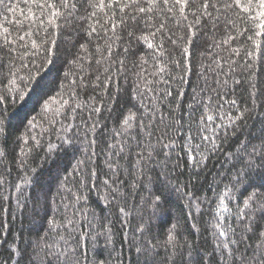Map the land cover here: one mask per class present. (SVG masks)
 <instances>
[{"label": "snow or ice", "instance_id": "1", "mask_svg": "<svg viewBox=\"0 0 264 264\" xmlns=\"http://www.w3.org/2000/svg\"><path fill=\"white\" fill-rule=\"evenodd\" d=\"M26 3L25 12L19 5L0 0L5 12L15 16L19 10L23 17L9 21L7 15L3 16L15 28L0 23V51H6L9 58L7 76L0 80V136L7 135L2 119L7 103L17 97L24 99L34 75H39L40 69L52 64L53 57L58 55L57 39L53 37L59 30L81 21L88 41L79 44L68 61L70 68L64 73L65 82L59 85L56 94L44 100L39 124L37 117H33L26 131L17 137L19 151L8 157L6 150L0 148V159L8 158L9 165L22 173L19 182L11 185V167L0 169V203L10 201L8 188L12 187L17 207L23 201V207L27 208V201L32 200L43 209L47 224L46 232L31 252L18 244L15 237L9 240L6 233L0 234V248L7 252V256L0 252V264H22V261L89 264L85 238L95 244L103 237L106 244H111L116 224L126 230L125 238L131 234L129 244L135 250L137 264H264V127L258 132L247 130L245 117L258 104L238 109L236 100L227 99L229 81L241 83L238 74L243 73L247 74L250 97L255 101L260 95L257 67L264 63V44L257 37L264 36V0H84L83 15L77 14L80 0H26ZM25 21L27 30H23ZM171 22L190 34L178 38L182 56L189 53L196 31L209 29L213 40L205 71L215 79L209 83L205 76L204 86L193 90L185 113L187 120L176 115L179 104L171 107L166 103L172 91L170 87H162L170 85L172 78L168 62L162 59L165 41L178 43L168 28ZM130 23L140 26L142 33L147 29V33L136 35L129 28ZM221 26L225 35L216 40V29ZM120 30L147 45L152 50L148 55L153 63L151 71L145 56L139 58L138 64L134 63L131 99L135 103L127 114H122L120 128L107 133V147L100 150L105 155L106 169L101 178L94 160L98 155L97 139L90 134L101 130L100 119L92 117L100 116L103 100L97 105L96 98L89 97L92 104L82 103L78 89L89 87L86 77L91 64L85 67V61L94 60L97 67L91 87L100 88L102 95L113 80L128 71L125 59H113L117 55L114 49L122 42ZM242 35L250 43L233 46V41H239ZM93 41L95 48L90 51L89 44ZM124 51L127 53L128 48ZM172 63L180 72L189 71L187 61ZM179 79L183 83V76ZM225 103L229 105L227 110ZM85 107L87 120L81 118L74 123L77 110ZM232 108H237L235 114ZM37 127L52 132L58 143L49 142L45 149L39 134H34ZM229 133L234 143L226 147ZM177 149L187 154L195 171L188 183L177 179L183 172L181 168V173H177L178 157L173 159ZM42 150L44 157L38 155ZM61 151L82 155L76 156L69 166L71 170L58 166L52 187L43 178L42 165L35 161L50 159L55 163ZM212 157L220 163L207 189L212 196L206 193L198 196L189 185L194 188L199 183L200 173ZM169 189L186 198L190 213L199 215L205 208L213 210L211 227L215 231L211 233L214 237L211 251L189 240L179 220L168 221L161 237L158 227L165 219L166 203L162 192ZM93 192L103 206V214L89 204ZM192 227L196 229L198 225L194 223ZM93 264L109 261L100 259Z\"/></svg>", "mask_w": 264, "mask_h": 264}, {"label": "trees", "instance_id": "2", "mask_svg": "<svg viewBox=\"0 0 264 264\" xmlns=\"http://www.w3.org/2000/svg\"><path fill=\"white\" fill-rule=\"evenodd\" d=\"M6 3L12 5H19V8H24L25 12L27 9L26 0H5ZM84 0H80L78 4V15L84 14V8L81 7ZM7 15L9 21L15 19H23L19 10L16 11L15 16L12 13H7L0 7V23H5L6 26L10 28H15L16 25L6 23L3 16ZM190 19H192L190 17ZM85 27L84 23L81 21H74L72 26L64 27L59 30L57 36L53 38L57 39L58 55L53 57L52 64H45L43 68L40 69L39 75H34L32 82L27 86L24 99H19L18 97L15 101H9L6 105V111L3 113L2 119L4 120V127L6 129V136H0V148H4L8 153V157H12L14 152H18V142L17 137L26 131L28 121L33 117H37V123L39 124V116L42 114V105L44 100L48 99L49 96L56 94L59 85L64 83V73L69 71L70 65L68 61L72 59L73 54L78 51V46L81 43H86L88 38L83 33L82 29ZM241 27H244L241 25ZM129 28L133 30L136 35L146 34L147 29L141 32V27L137 25L129 24ZM168 28L171 29L172 33L175 35L173 39H177V45H173L171 40L165 41V55L162 58L168 62V67L171 69V82L170 85L162 87H170L172 91V96L168 98L166 103L171 107H175L177 104L180 105L176 112L177 116H184L185 120L187 117L185 113L187 112V105L192 100L193 90H199L205 84L204 77L209 78V83L215 79L211 73L205 71V68L210 63V45L212 44V35L209 29L202 31H196L195 35L192 36V44L190 45V51L187 55H181V42L179 41L180 36H189L188 30L186 28H179L174 25V22L168 24ZM28 29V22L25 21L23 24V30ZM50 31H53L51 28ZM195 31V30H194ZM22 34V32H21ZM250 34V33H249ZM43 36V32L40 33ZM120 35L122 37V42H118L117 47L114 51L117 53L113 57L114 60L125 59V67L128 69L126 73L119 76L118 79L113 80L107 90V93L101 94L100 88L91 87V81L95 78L96 65L94 60L91 62L85 61V67L91 64L88 79L89 87L86 89H78L80 92L81 102H87L92 104L89 97L96 98V104L99 105L100 101L103 100V105L101 107V114L99 117L93 115V119H100L101 130L95 134L97 139L96 151L98 155L94 157L98 176L103 178L106 169L104 167L105 155L101 152V149L107 147V133L109 130L120 128V118L122 114H127V110L133 106L135 101L131 99L132 97V73L136 71L134 63H139V58L145 56L149 60V70H152V59L148 54L152 51L147 48L142 41H137L135 38H129L127 31L120 30ZM225 35L223 26L216 29L215 39L220 40ZM38 39V37H33ZM151 38V37H150ZM264 44V36L257 37ZM154 42H156L154 40ZM96 41L89 44V50L94 51ZM241 43H250L247 41L246 35H242L239 41H233V46H237ZM128 48V52L125 53L124 49ZM8 54L6 51H0V80H3L8 73ZM180 60L182 63L188 62L189 71L180 72V70L174 67L172 61ZM27 62V61H26ZM204 64L205 67H201ZM102 70V69H101ZM258 82L260 85V95L254 101L249 92L251 91L249 84L247 82L246 73L238 74L241 83L233 84L229 81V89L227 94L228 100H236L237 108L243 109L244 107L251 108L254 103L259 106L256 107L254 112H249L245 117L247 130L251 132H258L262 127H264V63L258 64ZM35 72V69H33ZM183 76V83H181L179 76ZM20 75H24L23 72ZM180 93H183L181 96ZM224 108L229 109L227 103L224 104ZM237 108H232L233 114L237 111ZM167 111V109H165ZM215 114V113H213ZM81 118L87 120L88 110L85 107L83 110H77V116L74 123H79ZM219 123V120H217ZM242 124L244 121L241 122ZM46 128L47 125L45 124ZM187 124L185 123V128ZM34 134H39V138L42 140L45 149L49 142L58 143L55 135L52 132H44V129L37 127L33 130ZM240 139L243 136L238 137ZM29 141V145H31ZM234 141L231 140V133H229V142L226 143V147L230 146ZM40 157L45 156V151H41L38 154ZM82 155L81 153L73 154L71 151L59 152L56 156V162L53 163L50 159H38L35 163L42 165L43 167V178L46 182H49L52 187H55L57 168L60 166L69 167L73 165L76 156ZM178 157V160H177ZM173 159L177 160L180 167L177 168V173H181V168L183 169L182 174L177 176V179L182 183H188L189 177L195 175L194 168L187 158V154L184 151L177 149L176 153L173 155ZM5 166L11 167L10 183L14 185L19 182L18 177L22 175L14 165H9L8 158L0 159V169ZM220 163L217 161L216 157H212L207 161V167L204 172L200 173L201 180L199 183L195 184V187L190 184L189 189L194 190L196 195L207 194L212 196L211 191H207L209 186V181L212 176L219 170ZM69 170L71 168L69 167ZM255 180V177L253 178ZM8 194L11 196L10 201L0 203V234L6 233L9 240L15 237L16 242L26 247L28 252L32 251V246L40 239V237L46 232L47 224L44 220L43 209L37 207L32 200L27 201V208L23 207L24 202L21 201V207H17L16 193L14 188H8ZM162 195L166 201L164 204V215L165 219L161 220L159 223L158 231L161 237H163L165 228L167 227L168 221L179 220L184 232V235L191 241L198 243L202 246L203 250L211 251L214 237L211 235L215 231L211 224L213 222V210L210 208H205L202 214L190 213L189 209L186 207V198L181 194L173 190H163ZM90 206L103 214L104 209L100 201L97 200V193H90ZM4 209H7L5 211ZM193 215L196 219L193 220ZM197 224L198 227L193 229L192 225ZM136 220L132 219V225L135 226ZM115 235L111 244H106L105 239L100 237L97 239L95 244L88 238L86 241V255L88 257L89 264H93L94 261L105 259L109 261V264H137V255L135 250L129 244L131 239V234L125 238V229H122L119 224L115 225L114 228ZM130 233V229H128ZM2 238V236H0ZM25 242H27L25 244ZM0 252H4L3 248H0ZM7 256V252H4ZM27 254L25 255V260H27ZM14 264V262H13ZM23 264V261H22Z\"/></svg>", "mask_w": 264, "mask_h": 264}]
</instances>
